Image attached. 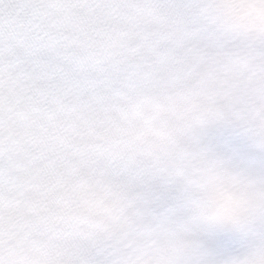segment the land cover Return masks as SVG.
<instances>
[{"label": "snow or ice", "instance_id": "obj_1", "mask_svg": "<svg viewBox=\"0 0 264 264\" xmlns=\"http://www.w3.org/2000/svg\"><path fill=\"white\" fill-rule=\"evenodd\" d=\"M0 264H264V0H0Z\"/></svg>", "mask_w": 264, "mask_h": 264}]
</instances>
